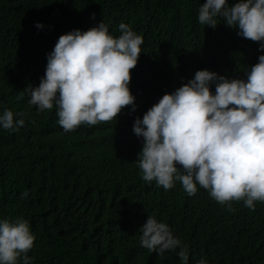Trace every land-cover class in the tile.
Returning a JSON list of instances; mask_svg holds the SVG:
<instances>
[{"label": "trees", "instance_id": "trees-1", "mask_svg": "<svg viewBox=\"0 0 264 264\" xmlns=\"http://www.w3.org/2000/svg\"><path fill=\"white\" fill-rule=\"evenodd\" d=\"M204 3L0 0V112L25 120L17 132L0 129V219L29 221L33 264H181L179 248L161 257L140 246L148 215L171 227L188 249V264H264V202L255 211L233 202L228 211L203 188L188 196L178 181L167 191L145 182L134 163L143 144L133 132L137 116L198 70L246 79L264 54L223 20L201 25ZM101 22L115 36L123 22L143 37L129 85L137 108L66 133L56 108L39 112L25 89L39 86L61 35Z\"/></svg>", "mask_w": 264, "mask_h": 264}, {"label": "clouds", "instance_id": "clouds-1", "mask_svg": "<svg viewBox=\"0 0 264 264\" xmlns=\"http://www.w3.org/2000/svg\"><path fill=\"white\" fill-rule=\"evenodd\" d=\"M218 20L257 42L264 53V0H206L198 22L215 28ZM118 30L115 36L101 22L61 35L47 54L39 86L25 89L29 104L39 112L55 107L57 123L66 133L82 124L117 120L127 106L135 112L129 85L144 41L128 24L121 22ZM245 74L246 79L228 78L198 70L135 118L133 132L143 144L134 163L145 182L167 191L178 181L188 196L203 188L228 211L233 202L242 201L252 211L256 202H264V54ZM15 116L23 114L8 108L0 112V129L19 131L25 120ZM138 232L140 246L150 253L162 257L179 248L181 264H188L187 247L166 222L148 215ZM34 246L28 220L0 219V264H33L29 253Z\"/></svg>", "mask_w": 264, "mask_h": 264}]
</instances>
